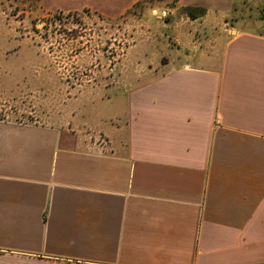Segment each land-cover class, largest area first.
Here are the masks:
<instances>
[{"label": "crops", "instance_id": "0c3cea01", "mask_svg": "<svg viewBox=\"0 0 264 264\" xmlns=\"http://www.w3.org/2000/svg\"><path fill=\"white\" fill-rule=\"evenodd\" d=\"M249 1L151 8L167 43L105 149L0 119V264H264V14Z\"/></svg>", "mask_w": 264, "mask_h": 264}, {"label": "rangeland", "instance_id": "374dc122", "mask_svg": "<svg viewBox=\"0 0 264 264\" xmlns=\"http://www.w3.org/2000/svg\"><path fill=\"white\" fill-rule=\"evenodd\" d=\"M173 1L110 16L64 9L71 0H0V119L60 125L81 146L105 149V126L120 121L127 90L154 75L146 66L167 43V16L151 8ZM249 2L264 14V0Z\"/></svg>", "mask_w": 264, "mask_h": 264}, {"label": "trees", "instance_id": "16d2710c", "mask_svg": "<svg viewBox=\"0 0 264 264\" xmlns=\"http://www.w3.org/2000/svg\"><path fill=\"white\" fill-rule=\"evenodd\" d=\"M139 1H140V0H139ZM139 1H137L135 4H137ZM135 4H134V5H135ZM134 5H133V6H134Z\"/></svg>", "mask_w": 264, "mask_h": 264}]
</instances>
